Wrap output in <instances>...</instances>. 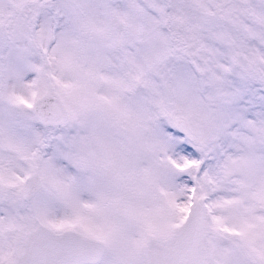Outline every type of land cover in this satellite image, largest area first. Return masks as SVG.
Listing matches in <instances>:
<instances>
[{
    "label": "snow or ice",
    "instance_id": "obj_1",
    "mask_svg": "<svg viewBox=\"0 0 264 264\" xmlns=\"http://www.w3.org/2000/svg\"><path fill=\"white\" fill-rule=\"evenodd\" d=\"M0 264H264V0H0Z\"/></svg>",
    "mask_w": 264,
    "mask_h": 264
}]
</instances>
